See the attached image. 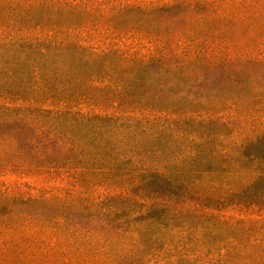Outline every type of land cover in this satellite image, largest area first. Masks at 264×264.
<instances>
[{"label":"trees","instance_id":"obj_1","mask_svg":"<svg viewBox=\"0 0 264 264\" xmlns=\"http://www.w3.org/2000/svg\"><path fill=\"white\" fill-rule=\"evenodd\" d=\"M227 1L257 7V0L112 7L0 0V170L59 168L105 179V195L80 208L0 186L1 253L41 263L76 256L119 264L137 238L168 229L167 200L191 191L184 178L239 176L249 166L250 184L226 197H264V136L228 165L203 139L178 158L180 168L164 150L168 118H200L203 111L194 110L217 101L220 91L262 83L243 72H264V39L231 42L219 28L197 32L227 24L219 9ZM128 39L146 42L148 54L124 46ZM122 179L130 184L119 186ZM128 195L137 200L126 201ZM123 239L130 243L119 255L112 242Z\"/></svg>","mask_w":264,"mask_h":264},{"label":"rangeland","instance_id":"obj_2","mask_svg":"<svg viewBox=\"0 0 264 264\" xmlns=\"http://www.w3.org/2000/svg\"><path fill=\"white\" fill-rule=\"evenodd\" d=\"M177 1L85 0L90 7L101 4H108L110 7L162 6ZM256 4L257 7L251 9L247 4L240 6L227 1L219 7L230 19L227 24L216 23L207 28H198L197 32L210 33L219 28L231 42L240 40L250 43L252 36L264 39L261 0H257ZM70 18L76 22L81 21V18ZM85 20L89 22L90 18ZM122 44L137 46V49L142 46L144 49L141 53L148 54L145 51L149 48L146 42L128 39ZM243 73V79L250 77L262 83L247 87L233 85L226 91H220L217 101H209L194 110L195 114L197 110L203 111L199 114L202 115L200 118H190L194 114H187L179 121L168 118L172 121L163 125L166 130L163 144L166 156L174 160L176 166H181L178 158L192 152L195 139L205 140L207 151L219 152L225 157L227 165L240 150L249 148L248 152H253L250 144L264 136V72L261 67L250 66ZM152 162L156 164L161 160ZM245 168L248 169L240 171L242 175L239 176L224 174L184 178L185 187L189 186L191 191L186 193L183 190L179 196L167 200L168 229L163 234L154 230L137 238L133 251L117 258L119 264H264V197L259 200L249 195L250 199L226 197L250 184L251 171L249 166ZM103 182L105 179L102 177L94 178L80 171L59 168H14L8 172L0 170L1 188H11L25 196L58 199L68 202L73 208H80L93 198L105 195ZM118 183L119 186L127 187L130 180L122 179ZM204 194L212 199L202 200L200 197ZM125 199L137 200L133 195H128ZM128 206L131 210L137 207L132 204ZM127 243H130L128 239L120 242L113 240V249L120 255L121 245ZM32 259L30 256L23 259L9 252H0V264H105L104 260L97 257H81L77 260L74 256L71 261L50 259L45 263Z\"/></svg>","mask_w":264,"mask_h":264}]
</instances>
